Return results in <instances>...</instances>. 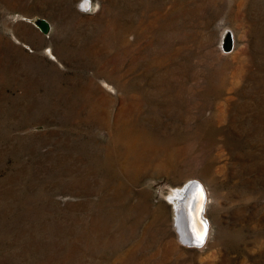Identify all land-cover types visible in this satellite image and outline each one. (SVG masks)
Here are the masks:
<instances>
[{
    "label": "rangeland",
    "instance_id": "obj_1",
    "mask_svg": "<svg viewBox=\"0 0 264 264\" xmlns=\"http://www.w3.org/2000/svg\"><path fill=\"white\" fill-rule=\"evenodd\" d=\"M82 4L0 0V264H264V0Z\"/></svg>",
    "mask_w": 264,
    "mask_h": 264
},
{
    "label": "bare ground",
    "instance_id": "obj_2",
    "mask_svg": "<svg viewBox=\"0 0 264 264\" xmlns=\"http://www.w3.org/2000/svg\"><path fill=\"white\" fill-rule=\"evenodd\" d=\"M227 37H229L228 34L223 40V45ZM188 181L190 182L181 188L179 187L176 196L171 198L174 205V230L179 239L188 243L190 246L203 247L204 244H207L210 237L212 223L206 218L207 216L204 219L200 217L199 212L202 207L207 212L210 193L200 179H197L200 184L196 188H194L196 182H191V179ZM192 191L195 193V200H198L197 204H195V200L192 202L190 199ZM204 215L207 214L205 213ZM201 235L204 237L202 241L200 240Z\"/></svg>",
    "mask_w": 264,
    "mask_h": 264
},
{
    "label": "water",
    "instance_id": "obj_3",
    "mask_svg": "<svg viewBox=\"0 0 264 264\" xmlns=\"http://www.w3.org/2000/svg\"><path fill=\"white\" fill-rule=\"evenodd\" d=\"M35 24L40 28L41 31H43L46 34L49 33L50 30H51V28H52L51 23L47 19H45V18H37L35 20ZM226 46L228 48L231 47V39L230 38L228 39ZM195 184L196 185H194V188H196V186L199 185V183H195ZM193 197H194V199H193ZM190 199L192 200V202L195 200V193H193V191L190 194ZM197 202H198V200L196 199L195 200V204H197ZM204 214H205V208L202 207L200 209L199 215L203 219L205 218Z\"/></svg>",
    "mask_w": 264,
    "mask_h": 264
},
{
    "label": "snow or ice",
    "instance_id": "obj_4",
    "mask_svg": "<svg viewBox=\"0 0 264 264\" xmlns=\"http://www.w3.org/2000/svg\"><path fill=\"white\" fill-rule=\"evenodd\" d=\"M90 5V0H84V4L82 5V7H85L86 8V6H89ZM203 236L201 235L200 236V240L202 241L203 240Z\"/></svg>",
    "mask_w": 264,
    "mask_h": 264
}]
</instances>
